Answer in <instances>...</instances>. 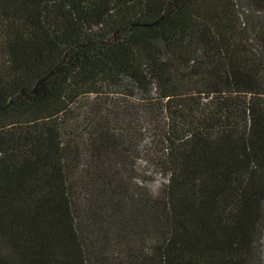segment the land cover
<instances>
[{"label":"trees","instance_id":"obj_1","mask_svg":"<svg viewBox=\"0 0 264 264\" xmlns=\"http://www.w3.org/2000/svg\"><path fill=\"white\" fill-rule=\"evenodd\" d=\"M122 75L165 124L155 198L113 181L123 128L64 139ZM149 262L264 264V0H0V264Z\"/></svg>","mask_w":264,"mask_h":264},{"label":"rangeland","instance_id":"obj_2","mask_svg":"<svg viewBox=\"0 0 264 264\" xmlns=\"http://www.w3.org/2000/svg\"><path fill=\"white\" fill-rule=\"evenodd\" d=\"M147 104L133 83L122 75L117 79H105L98 95L80 99L75 104L73 113L67 118L68 130L64 135L65 140L68 138V132H71L70 127L77 123L84 127L83 123L86 121L89 125V128L86 126L89 140L84 142V139H81L78 142L82 154L88 161L91 160L89 148L97 137L98 126L106 125L111 128L119 126L124 129L126 134L125 155L121 163L126 172L123 178L122 175L114 176L113 181L115 184L124 186L129 198L138 193L150 198L158 197L162 187L167 183L164 170L160 166L164 146L161 145L159 137L165 124L162 118L147 109ZM76 132V130L72 131L74 134ZM128 204L127 209L130 211L133 202L129 200ZM115 227L111 228L115 229ZM109 238L113 239L114 234H109ZM135 240L133 235L130 236L119 246L120 249L123 251L134 249ZM145 240V244L153 242L152 234L147 235ZM116 245L114 241L111 242L112 251L116 250ZM112 251L110 255L118 258L119 256Z\"/></svg>","mask_w":264,"mask_h":264}]
</instances>
